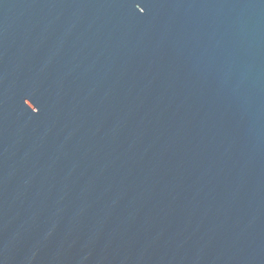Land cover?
Returning <instances> with one entry per match:
<instances>
[{
    "label": "water",
    "instance_id": "95a60500",
    "mask_svg": "<svg viewBox=\"0 0 264 264\" xmlns=\"http://www.w3.org/2000/svg\"><path fill=\"white\" fill-rule=\"evenodd\" d=\"M0 264H264V0H0Z\"/></svg>",
    "mask_w": 264,
    "mask_h": 264
}]
</instances>
